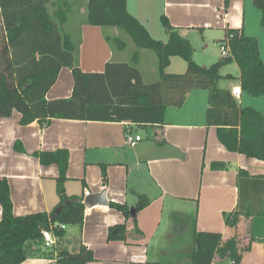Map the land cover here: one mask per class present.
<instances>
[{"label": "crops", "instance_id": "obj_1", "mask_svg": "<svg viewBox=\"0 0 264 264\" xmlns=\"http://www.w3.org/2000/svg\"><path fill=\"white\" fill-rule=\"evenodd\" d=\"M228 1L227 12L226 0H128L127 5L129 12L157 40L167 41L164 28L159 24L163 15L192 46V40L198 32L202 38V53L196 59L194 52L193 58L197 64L207 67L222 58L218 59L209 43L214 41L221 44L227 38L229 29L254 36L251 34L252 28L247 25L248 0ZM122 55L111 50L101 27H82L79 48L82 71L104 72L108 62L124 61ZM261 56L263 59L262 51ZM176 58H172L169 67H175L177 71L169 73H184L187 64H181ZM227 75L238 77L239 66L237 75ZM232 80L229 86L223 85L221 88L232 91L234 87L240 86L239 80ZM73 87L72 71L63 68L47 99L70 98ZM236 98L242 107H252L264 114V97L242 95ZM207 108L208 92L196 89L189 93L182 107H168L165 125L156 127L138 126L130 122L55 119L50 127L42 129L37 122L28 126L20 125L21 114L18 112H14L10 118L0 117V178L9 181L14 214L25 216L54 211L59 204V169L56 165H41L32 155L35 152L64 149L69 152L68 180L65 183L68 196L83 197L85 200L88 195L105 191L109 204L121 203L130 208L139 204L141 195L151 201L137 214L136 223L134 220L127 222V242L107 240L109 228L125 222L122 213L109 205L85 206L81 237H76L79 236L77 227L69 233V227H66L68 235L62 244L72 252L81 243L91 249L96 261L88 264L151 261L150 254L152 248L156 247V239L157 261L153 259L152 262H159L164 254L161 249H165L160 248L164 235L183 231L186 224L184 222L176 229V226L170 225L171 216L179 215L188 221L194 212L197 230L221 236L222 241L237 235L246 245L250 230L255 241L250 251L243 254L241 264H264V217L243 219L236 229L227 227L225 223L226 216L234 212L239 204L238 171L245 170L251 176H264V162L229 152L220 143L216 128L206 126ZM126 131L135 136L140 135L142 141L135 147L130 146L125 138ZM16 142L22 144L26 153L15 150ZM213 162L227 163L228 169L214 171L211 168ZM103 166L107 169V186L103 185ZM244 198L248 205L252 202L260 206L264 192L246 187ZM72 246L74 249L71 250ZM58 247V240L54 248L29 242L28 257L22 264H56L54 250ZM191 248L192 244H180L175 247L172 257L186 260L185 256L192 252Z\"/></svg>", "mask_w": 264, "mask_h": 264}, {"label": "trees", "instance_id": "obj_2", "mask_svg": "<svg viewBox=\"0 0 264 264\" xmlns=\"http://www.w3.org/2000/svg\"><path fill=\"white\" fill-rule=\"evenodd\" d=\"M264 13V0H252ZM86 6L73 13L74 0H0V117L10 118L14 112L21 114L20 125L37 122L42 129L51 126L55 119L130 122L138 126L165 125L168 107H182L193 90L208 92L206 126L215 127L220 143L231 153L264 162V114L252 107H242L232 91L223 89L219 82L223 77L240 81L242 95L264 97V61L259 41L246 36L241 30L229 29L227 38L231 54L209 67L197 64L193 58L194 47L189 40L161 16L167 41L157 40L147 28L128 10V0H85ZM229 1L225 2V12ZM84 25L101 27L104 38L114 53L123 54L126 43L121 33L128 35L138 51L129 61H110L105 71L87 73L79 64L81 29ZM106 28L114 33L105 32ZM117 32V35L116 33ZM142 50H151L158 57L159 78L145 83L138 68ZM183 59L187 64L184 73L166 72L172 58ZM236 62L240 75L223 76L221 70ZM63 68H69L74 78L70 98L48 100L47 94L56 84ZM17 152L26 153L20 142ZM41 165H56L59 169L57 194L59 204L52 213L38 212L16 216L7 178H0V264H22L28 257L27 244L38 242L44 246L43 232L51 231L59 241L56 264H88L95 262L94 252L80 244L76 251H69L62 241L68 235L62 226L77 227L79 236L85 221L86 207L83 197L68 196L65 183L68 180L69 152H35ZM214 171L228 169V164L213 162ZM103 185L108 184L106 166L102 171ZM84 189L86 184L83 183ZM240 200L237 209L225 218L226 226L236 229L242 220L255 216L264 217V200L260 206L248 205L244 189L264 192V176H251L245 170L238 171ZM139 204L131 214L126 204L111 202L109 206L125 217V222L111 226L108 242H127V222L150 205L146 196H140ZM249 199V198H248ZM58 211L55 220L52 214ZM193 250L189 262H132L130 264H241L243 254L250 251L255 238L248 230L249 242L243 244L239 236L222 241L197 230L193 221ZM137 232L141 234V231ZM264 241V240H263ZM228 261V263H225Z\"/></svg>", "mask_w": 264, "mask_h": 264}, {"label": "rangeland", "instance_id": "obj_3", "mask_svg": "<svg viewBox=\"0 0 264 264\" xmlns=\"http://www.w3.org/2000/svg\"><path fill=\"white\" fill-rule=\"evenodd\" d=\"M86 6V2L85 0H74V5H73V13L76 17H81L80 13L81 11H83L82 9H84ZM159 24L162 26L161 20L159 19ZM247 25L249 26V28H252L251 30V34L254 35L253 37H256L259 41V44L261 46V51H262V55H263V59H264V13L258 9L252 0H248V6H247ZM105 32L107 33H114V29L111 28H106ZM117 35V32H115ZM122 39L125 41L126 43V49L123 53V58L126 61H129L132 57V55L134 54V52L138 51L137 46L134 44V42L131 40V38L120 32ZM195 37L193 38V46L195 47V56L196 59H199L201 57V53L202 50L200 48V43L202 41L201 35L197 32L195 33ZM212 52H216L218 59L220 57H222V52H221V44L216 43L214 41H211L209 43ZM141 53V60L140 63L138 65V68L144 78V82L145 83H154L158 80L159 78V64H158V57L157 55L151 51V50H142L140 51ZM121 54V53H120ZM176 61L180 62L181 64H185L186 62L181 59V58H176ZM200 61V60H199ZM213 63L208 64L207 67L211 66ZM205 67V66H204ZM173 71H177V69L175 70V67H169L167 68L166 72H173ZM184 71V70H182ZM178 74L183 73V72H177ZM227 73H231L232 75H237V65H235L234 63H231L229 65H227L226 67H224L221 70V74L223 76H225ZM233 83L232 79L223 77V79H221V81L219 82V86L223 87V85L225 87L229 86V84ZM196 219V214L195 212L192 214L191 217H189L188 221H185V219L179 215H175L174 214L171 216L170 221L172 226H176L175 228L178 229L180 228V225H184L182 223H186L184 230L183 231H179L178 233H170L168 232V236L164 235L163 240L161 241V245L160 248H165V249H161V252H163L164 254L161 256L159 262H164V263H177V262H183V263H187L189 262L188 260V255L185 256L186 260L181 261L180 259H174L172 257V252L175 250V247H178V245H189L192 244V250H193V236H192V227H193V221ZM73 228L69 227L68 233L72 232ZM182 232V233H180ZM166 233V232H165ZM180 233V234H179ZM70 235V234H69ZM78 238H80V236H76ZM72 238V237H71ZM77 239V238H76ZM56 240H58L56 238ZM155 245L156 247L152 248L150 257H151V261H153V259H155L157 261V239L155 240ZM73 247V246H72ZM74 249L71 248V250Z\"/></svg>", "mask_w": 264, "mask_h": 264}, {"label": "built area", "instance_id": "obj_4", "mask_svg": "<svg viewBox=\"0 0 264 264\" xmlns=\"http://www.w3.org/2000/svg\"><path fill=\"white\" fill-rule=\"evenodd\" d=\"M221 52L224 57H227L231 54L229 41L221 43ZM232 93L235 97L240 98L242 96V89L241 86H236L232 90ZM125 138L128 144L132 147H135L140 141H142V137L140 135H134L132 132L126 131ZM63 230H66V226H62ZM43 239H44V247L45 248H54L56 246L57 240L52 234L51 231H44L43 232Z\"/></svg>", "mask_w": 264, "mask_h": 264}, {"label": "water", "instance_id": "obj_5", "mask_svg": "<svg viewBox=\"0 0 264 264\" xmlns=\"http://www.w3.org/2000/svg\"><path fill=\"white\" fill-rule=\"evenodd\" d=\"M84 204L87 208H91L95 205H109V201L107 199L106 196V192L103 191L100 194H92V195H88L85 200H84ZM58 211H55L52 216L51 219L55 220L56 216L58 215ZM131 214L134 216L135 215V211L134 208L131 210Z\"/></svg>", "mask_w": 264, "mask_h": 264}]
</instances>
